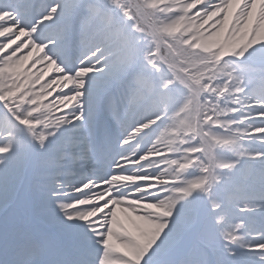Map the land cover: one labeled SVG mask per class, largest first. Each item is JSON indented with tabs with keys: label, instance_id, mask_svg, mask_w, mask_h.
I'll return each mask as SVG.
<instances>
[{
	"label": "snow or ice",
	"instance_id": "1",
	"mask_svg": "<svg viewBox=\"0 0 264 264\" xmlns=\"http://www.w3.org/2000/svg\"><path fill=\"white\" fill-rule=\"evenodd\" d=\"M0 264H264V0H0Z\"/></svg>",
	"mask_w": 264,
	"mask_h": 264
},
{
	"label": "bare ground",
	"instance_id": "2",
	"mask_svg": "<svg viewBox=\"0 0 264 264\" xmlns=\"http://www.w3.org/2000/svg\"><path fill=\"white\" fill-rule=\"evenodd\" d=\"M26 51V50H25ZM30 63V62H29ZM51 75V74H50ZM50 75H49V77H46V79H49L50 78ZM66 90V89H65ZM49 99H51V97L49 98ZM57 115H59V114H61V113H56Z\"/></svg>",
	"mask_w": 264,
	"mask_h": 264
}]
</instances>
